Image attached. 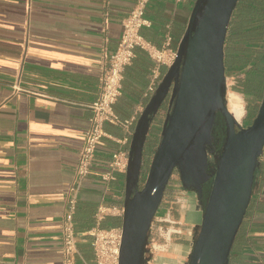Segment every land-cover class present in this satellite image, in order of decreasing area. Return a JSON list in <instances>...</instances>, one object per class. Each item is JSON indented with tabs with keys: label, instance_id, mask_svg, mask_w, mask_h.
<instances>
[{
	"label": "crops",
	"instance_id": "1",
	"mask_svg": "<svg viewBox=\"0 0 264 264\" xmlns=\"http://www.w3.org/2000/svg\"><path fill=\"white\" fill-rule=\"evenodd\" d=\"M135 1L0 0V264H63L62 215L93 114L89 105L99 93L102 52L116 48ZM194 3L151 0L152 24L143 36L162 48L168 33L177 50ZM167 69L135 49L114 104L120 120L131 123H105L107 135L78 194L77 230L95 225L100 204L124 205V175L107 184L99 174L115 152H129L153 71L160 82ZM145 149L143 168L151 159ZM103 223L122 227L123 216ZM152 237L156 245L155 229ZM78 250L77 264H96L91 235L80 238ZM231 251L229 264H264V151Z\"/></svg>",
	"mask_w": 264,
	"mask_h": 264
},
{
	"label": "water",
	"instance_id": "2",
	"mask_svg": "<svg viewBox=\"0 0 264 264\" xmlns=\"http://www.w3.org/2000/svg\"><path fill=\"white\" fill-rule=\"evenodd\" d=\"M238 1L195 0L177 58L137 121L125 175L119 264H146L152 257L154 221L175 170L184 186L210 179L187 264H229L264 151V94L248 126L239 124L227 102L225 42ZM218 112L225 137L215 167L206 175L207 145ZM160 126L161 138L140 186L144 150Z\"/></svg>",
	"mask_w": 264,
	"mask_h": 264
},
{
	"label": "built area",
	"instance_id": "3",
	"mask_svg": "<svg viewBox=\"0 0 264 264\" xmlns=\"http://www.w3.org/2000/svg\"><path fill=\"white\" fill-rule=\"evenodd\" d=\"M151 0H136L131 11L122 19V33L114 50L104 48L101 57V74L99 93L90 103L92 116L90 126L85 132L84 142L79 151L78 163L74 170L72 182L66 194V207L62 215L61 239L63 244V264H77L78 242L80 238L91 235L96 264H119L120 246L123 229L121 226H104L107 216H124V205L100 204L96 210V223L86 231H79L75 225V212L78 194L84 178L92 173V161L96 155L99 140L107 135L105 123L127 125L131 120L121 121L114 111V104L122 93L124 72L135 57V49L140 47L148 52L157 63L168 68L177 58V50L170 46L172 36L167 33L162 48L155 46L142 34L141 29L152 24L146 15ZM187 1V0H177ZM157 70L153 71V79L149 82L143 95L151 98L160 82L156 81ZM134 119V118H133ZM129 166V152L118 151L112 155L109 168L101 172V179L109 184L117 179L118 173L126 175ZM153 240V248H156Z\"/></svg>",
	"mask_w": 264,
	"mask_h": 264
},
{
	"label": "rangeland",
	"instance_id": "4",
	"mask_svg": "<svg viewBox=\"0 0 264 264\" xmlns=\"http://www.w3.org/2000/svg\"><path fill=\"white\" fill-rule=\"evenodd\" d=\"M237 18L236 15L231 26H236L239 23V19ZM259 29L264 36V24ZM241 35L240 30L237 28L233 29V31L229 32L230 41L238 40L241 38ZM256 40L260 41V39ZM252 44L256 45V43ZM261 44L258 43V47H261ZM250 66L248 65L246 69ZM246 76L245 70L228 71L227 75V102H229V93L233 91L241 96L245 104V115L239 121L241 126H248L252 122V112L254 111L255 104H258L252 97L246 94L247 89H249L244 84ZM164 109L163 105L160 111H164ZM146 168L147 165L143 168L144 175ZM196 204L197 200L194 194L183 186L178 173L174 172L154 221L153 230L155 229L156 248L152 249V257L148 264H187L194 234L202 220L203 211L201 210L200 215L197 214V209L195 210ZM148 256H150V253Z\"/></svg>",
	"mask_w": 264,
	"mask_h": 264
},
{
	"label": "trees",
	"instance_id": "5",
	"mask_svg": "<svg viewBox=\"0 0 264 264\" xmlns=\"http://www.w3.org/2000/svg\"><path fill=\"white\" fill-rule=\"evenodd\" d=\"M263 9L264 0H239L235 12L233 13L225 42L226 75H228V71L245 70L247 76L244 84L249 87L246 94L258 103L255 104L252 118H254L258 110L259 102L262 100L264 94V36L263 33L259 31L260 26L264 24ZM236 15L238 17L237 19H239V23L236 24V26H238H231ZM235 28L240 30L242 34L241 38L238 40L232 39L233 41H230L229 32L233 31ZM256 39H260V41ZM252 43H256V45ZM258 43H262L261 47H258ZM248 65L251 66L246 69ZM158 134H160L159 129L149 136L145 147L147 148L150 146L151 156L161 138ZM147 169L148 166L145 169V175ZM145 175L144 173L142 174V182L144 181ZM103 225L107 226L106 223H103ZM231 254L232 251L230 252V257Z\"/></svg>",
	"mask_w": 264,
	"mask_h": 264
},
{
	"label": "flooded vegetation",
	"instance_id": "6",
	"mask_svg": "<svg viewBox=\"0 0 264 264\" xmlns=\"http://www.w3.org/2000/svg\"><path fill=\"white\" fill-rule=\"evenodd\" d=\"M163 105L165 107L164 110H166L167 106H168V100H166L162 104V106ZM216 121H217V124L213 128V132H212L213 137H212L211 143H209L207 145L208 159H207V164H206L205 169H204L206 175L212 173V171H213V169L215 167L216 156L218 155V153H219V151H220V149L222 147V143H223V140H224V137H225L226 126H225V122H224L223 117H222L220 112H218V114H217ZM174 172H177L178 175H179V172L177 170H175ZM143 173L144 172L142 171L141 177H142ZM142 180H143V178H140V181H139L140 182V186L143 185L144 181L142 182ZM184 187L194 194V196H195V198L197 200V204L195 205V210L197 209L196 213L198 212L197 214L200 215L202 207L206 203V200H207V197H208L209 187H210V179H205L200 185H197L195 180H193L191 182L190 186H184ZM157 215H158V212L156 214V217H157ZM146 264H148V262Z\"/></svg>",
	"mask_w": 264,
	"mask_h": 264
},
{
	"label": "bare ground",
	"instance_id": "7",
	"mask_svg": "<svg viewBox=\"0 0 264 264\" xmlns=\"http://www.w3.org/2000/svg\"><path fill=\"white\" fill-rule=\"evenodd\" d=\"M228 99V106L230 111L232 112L236 120L240 121L246 112L245 104L243 103L241 96L237 92L232 91L229 93Z\"/></svg>",
	"mask_w": 264,
	"mask_h": 264
}]
</instances>
